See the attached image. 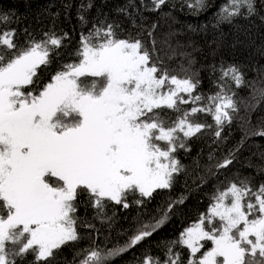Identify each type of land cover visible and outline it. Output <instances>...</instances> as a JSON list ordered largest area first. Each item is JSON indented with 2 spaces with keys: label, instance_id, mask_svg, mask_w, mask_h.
Here are the masks:
<instances>
[{
  "label": "snow or ice",
  "instance_id": "6c2138e0",
  "mask_svg": "<svg viewBox=\"0 0 264 264\" xmlns=\"http://www.w3.org/2000/svg\"><path fill=\"white\" fill-rule=\"evenodd\" d=\"M165 2L153 0L156 8ZM201 6L202 0L189 4ZM242 9L248 16L255 14V0H228L221 13L229 19L240 16ZM10 20L7 13L0 14V22ZM15 35L14 30L0 32V264H15L10 256L29 250L37 260L47 261L54 250L79 241L78 222L94 227L76 215L82 194L100 217L105 201L127 208L131 192L151 197L157 189L170 188L173 174L180 171L173 153L184 147L175 134L191 137L205 127L188 122V113L166 126L154 111L165 106L179 111L178 104L188 101L178 93L191 95L197 84L158 68L139 39L116 38L111 26L103 35L97 29L84 37L79 63L64 65L41 87L38 70L51 63L49 45L59 46L61 39L53 36L19 47ZM94 36L101 39L94 41ZM222 72L231 73L238 86L244 82L236 66ZM169 81L177 87L169 86L165 93ZM209 99L220 101L217 125L231 123L226 109L237 110L232 97ZM203 110L193 108L192 113ZM206 110L211 112V106ZM253 134L264 136V130ZM214 199L209 214L178 241L190 250L188 264H264V185L253 192L247 183H232ZM166 220L167 213L106 254L92 250L81 264H105L150 237ZM8 242L19 245L18 251L10 252ZM203 242L211 247L201 251ZM144 264H181L180 254L169 247L165 261L149 256Z\"/></svg>",
  "mask_w": 264,
  "mask_h": 264
},
{
  "label": "trees",
  "instance_id": "16d2710c",
  "mask_svg": "<svg viewBox=\"0 0 264 264\" xmlns=\"http://www.w3.org/2000/svg\"><path fill=\"white\" fill-rule=\"evenodd\" d=\"M194 2L166 0L156 8L153 0H0V14L11 17L8 23L0 22V32L14 30V43L19 47H27L32 40L61 39L59 46L49 45L51 63L38 70L41 87L64 65L79 63L84 37L94 35L97 29L103 35L111 26L116 38L139 39L149 50L151 62L169 76L197 84L191 95L178 93L188 101L178 104L179 111L166 106L154 109L165 118L166 126L185 113L188 122L205 125L191 137L180 131L175 134L184 147H177L173 153L180 171L173 174L170 188L157 189L151 197L131 192L127 208L105 201L100 217L87 194H82L78 200L83 203L76 215L94 227L78 222L79 241L54 250V257L47 261L37 260L31 250L10 256L15 264H81L94 249L106 254L125 246L145 224H155L166 213V222L150 237L105 264H144L149 256L163 262L169 247L173 254H180L181 264H188L190 250L178 241L187 228L209 214L216 202L214 197L232 183L238 187L247 183L253 192L264 185V136L253 134L264 130V0H255V14L248 16L242 9L240 16L229 19L221 13L228 0H202L201 7H189ZM100 39L94 36V41ZM230 66L240 70L241 85L235 83L231 73L223 75L222 70ZM169 86L173 89L170 81L166 82ZM218 94L231 96L236 105L235 112L226 109L231 123L226 120L217 125L215 121V107L220 101L209 98ZM197 95L202 99L194 101L192 97ZM209 106L211 112L206 110ZM193 108L204 110L193 114ZM216 131H220L219 137ZM228 159L230 164L219 167ZM204 244L201 251L211 247V242ZM6 248L17 252L19 245L8 242Z\"/></svg>",
  "mask_w": 264,
  "mask_h": 264
},
{
  "label": "rangeland",
  "instance_id": "374dc122",
  "mask_svg": "<svg viewBox=\"0 0 264 264\" xmlns=\"http://www.w3.org/2000/svg\"><path fill=\"white\" fill-rule=\"evenodd\" d=\"M176 87H177L176 85H173V89H175ZM168 88H169V87H166V84H165V86H164V91H165V93L167 92ZM203 243H204V242H203Z\"/></svg>",
  "mask_w": 264,
  "mask_h": 264
}]
</instances>
